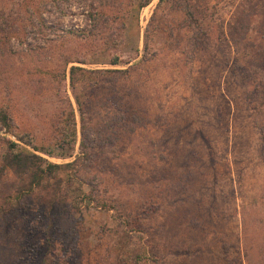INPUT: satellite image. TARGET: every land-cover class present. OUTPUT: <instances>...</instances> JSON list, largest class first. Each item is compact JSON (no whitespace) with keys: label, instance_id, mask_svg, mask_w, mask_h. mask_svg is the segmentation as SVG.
I'll use <instances>...</instances> for the list:
<instances>
[{"label":"rangeland","instance_id":"374dc122","mask_svg":"<svg viewBox=\"0 0 264 264\" xmlns=\"http://www.w3.org/2000/svg\"><path fill=\"white\" fill-rule=\"evenodd\" d=\"M144 2L0 0V172L76 162L52 209L10 192L0 264H264V0Z\"/></svg>","mask_w":264,"mask_h":264},{"label":"trees","instance_id":"16d2710c","mask_svg":"<svg viewBox=\"0 0 264 264\" xmlns=\"http://www.w3.org/2000/svg\"><path fill=\"white\" fill-rule=\"evenodd\" d=\"M152 0H145L140 6L144 7L147 6ZM240 28H245L244 24H240ZM235 45H237L240 40L234 39ZM254 46V45H252ZM238 49V47H237ZM254 50L251 52L252 54L249 57L248 63L251 66H255L257 70L264 71V49L261 48H253ZM255 54V56H254ZM253 55V56H252ZM246 56V55H245ZM120 63V59L115 58L113 60V64ZM78 70H82L81 67L73 66L71 68L72 79L74 81V75L78 72ZM84 70V69H83ZM101 72V71H100ZM108 72H116V70H108ZM82 104V103H81ZM81 106V105H80ZM82 107V106H81ZM14 123V119L7 113V111H0V130L6 128L8 131L12 130ZM76 125V124H75ZM85 125H83L84 128ZM77 129L73 128L70 132H67L62 136V138H67L65 142L68 144L76 143L77 142ZM87 137L86 134L83 136L81 145L83 147L87 146ZM8 142V150L3 158V163L1 165V172L0 177H3L6 173V181L0 178V198L3 200V205L0 206V217L4 218L6 209H3L5 206L8 205L12 207V203L10 201L11 198V191L14 193L15 197L18 200H21L25 197H34L41 204H48L49 209H52L54 202H59L62 197L63 189L62 184L64 180L62 179L61 173L66 172L63 171L65 168H69L76 164V162H70L66 164H57L45 159L39 154H36L28 149L21 148L20 145L12 140H7ZM86 152V151H85ZM84 152V153H85ZM49 154H53L49 151ZM88 154V153H85ZM90 158V157H89ZM12 174L16 179L17 182H12L10 185V190H7L6 193L3 189L9 187L5 185L9 182L8 174ZM67 177L69 176L66 173ZM71 176V175H70ZM11 179V177H10ZM79 195L74 196V202H78L81 199ZM80 204V203H79ZM102 208L108 209L107 203L103 202L101 205ZM74 208H78L75 206ZM9 220H6V224ZM6 226V225H5Z\"/></svg>","mask_w":264,"mask_h":264}]
</instances>
